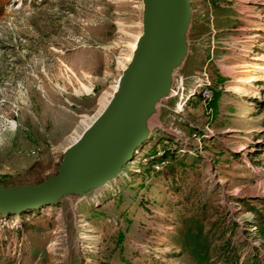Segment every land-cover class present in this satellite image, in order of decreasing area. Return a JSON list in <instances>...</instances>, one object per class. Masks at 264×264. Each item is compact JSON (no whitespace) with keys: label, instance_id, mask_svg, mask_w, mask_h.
<instances>
[{"label":"rangeland","instance_id":"374dc122","mask_svg":"<svg viewBox=\"0 0 264 264\" xmlns=\"http://www.w3.org/2000/svg\"><path fill=\"white\" fill-rule=\"evenodd\" d=\"M189 5L133 157L104 185L0 214V264H264V0ZM144 7L0 0V185L58 172L114 98ZM126 138L123 122L117 150Z\"/></svg>","mask_w":264,"mask_h":264},{"label":"water","instance_id":"95a60500","mask_svg":"<svg viewBox=\"0 0 264 264\" xmlns=\"http://www.w3.org/2000/svg\"><path fill=\"white\" fill-rule=\"evenodd\" d=\"M144 3V29L139 46L124 70L121 86L107 109L65 151L57 173L39 183L0 185V213L22 212L53 203L70 189L99 185L107 177L117 174L121 164L133 157L145 135V102L150 94L159 93L166 86L162 67L179 52L178 39L190 8L189 0H144ZM162 48L160 64L145 85ZM137 106L139 112L132 110L130 114L131 136L127 146L112 156L115 126L128 109ZM109 158L110 164L105 165Z\"/></svg>","mask_w":264,"mask_h":264},{"label":"bare ground","instance_id":"6f19581e","mask_svg":"<svg viewBox=\"0 0 264 264\" xmlns=\"http://www.w3.org/2000/svg\"><path fill=\"white\" fill-rule=\"evenodd\" d=\"M145 4V3H144ZM140 40H141V38H140ZM140 40L138 41V43H137V45H136V49H135V51L137 50V48H138V46H139V43H140ZM163 49L164 48H162V50L160 51V53H159V55H158V57L156 58V60H155V62H154V64H153V66H152V69L150 70V72H149V74H148V76H147V78H146V80H145V85H146V83H148V80H149V77H150V75H151V73H152V71H153V69H154V67H155V65H156V63H157V61H158V59H159V57H160V55L162 54V51H163ZM135 53V52H134ZM134 56V55H133ZM122 78V77H121ZM121 78H120V85L118 86V89H117V91L119 90V88H120V86H121ZM116 91V92H117ZM116 94V93H115ZM138 107V106H137ZM107 109V108H106ZM132 110H134V112H139V107L138 108H136L135 107V109L133 108L132 109V107L130 108V109H128L127 111H126V113L123 115V117L119 120V122L117 123V125L115 126V129H114V131H113V135H114V149L112 150V156H113V154L115 155V153L118 151L117 150V141H118V136H119V127L122 125V123L123 122H125L126 123V128H127V138H126V141H125V143L123 144V146H122V148L121 149H123V148H125L126 146H127V143H128V140H129V138H130V136H131V130H130V125H129V119H130V114L133 112ZM87 130V129H86ZM85 130V131H86ZM84 134V133H83ZM83 136V135H82ZM81 136V137H82ZM120 149V150H121ZM110 161H111V159L109 158V160L105 163V165H108V164H110ZM106 168H108V166L106 167ZM105 168V169H106ZM114 175V174H113ZM112 175V176H113ZM112 176H109V177H107L101 184H99V185H95L94 187H96V186H100V185H104V184H106V181L109 179V178H111ZM91 183H95V182H91ZM94 185V184H93Z\"/></svg>","mask_w":264,"mask_h":264},{"label":"built area","instance_id":"2783aa9c","mask_svg":"<svg viewBox=\"0 0 264 264\" xmlns=\"http://www.w3.org/2000/svg\"><path fill=\"white\" fill-rule=\"evenodd\" d=\"M201 82H200V86H201ZM203 93H204V95H205V99L207 100V101H210L211 99H212V97H213V92H212V90L211 89H209L208 87H205L204 89H203ZM0 214H3V213H0Z\"/></svg>","mask_w":264,"mask_h":264}]
</instances>
